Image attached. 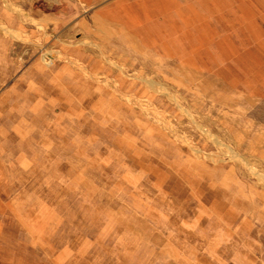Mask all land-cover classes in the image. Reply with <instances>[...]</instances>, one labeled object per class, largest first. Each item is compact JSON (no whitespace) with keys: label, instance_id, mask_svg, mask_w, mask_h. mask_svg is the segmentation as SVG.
Returning a JSON list of instances; mask_svg holds the SVG:
<instances>
[{"label":"rangeland","instance_id":"1","mask_svg":"<svg viewBox=\"0 0 264 264\" xmlns=\"http://www.w3.org/2000/svg\"><path fill=\"white\" fill-rule=\"evenodd\" d=\"M0 264H264V0H0Z\"/></svg>","mask_w":264,"mask_h":264}]
</instances>
